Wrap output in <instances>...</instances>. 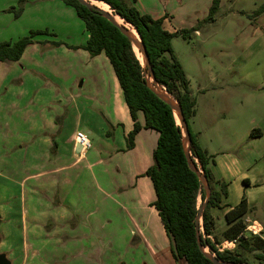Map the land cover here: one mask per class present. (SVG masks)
<instances>
[{"label": "crops", "instance_id": "0c3cea01", "mask_svg": "<svg viewBox=\"0 0 264 264\" xmlns=\"http://www.w3.org/2000/svg\"><path fill=\"white\" fill-rule=\"evenodd\" d=\"M56 1L46 28L64 43L41 35L20 59L0 62V250L13 264H186L173 255L146 175L158 133L142 128L128 148L134 121L115 70L104 52L83 47V21ZM164 16V27L177 30ZM79 130L92 142L86 152L76 142ZM202 139L228 190L211 208L214 219L246 196V233L264 238L262 155L250 164L245 154L216 152Z\"/></svg>", "mask_w": 264, "mask_h": 264}, {"label": "trees", "instance_id": "16d2710c", "mask_svg": "<svg viewBox=\"0 0 264 264\" xmlns=\"http://www.w3.org/2000/svg\"><path fill=\"white\" fill-rule=\"evenodd\" d=\"M62 1L76 11L89 33L83 47L92 55L104 52L115 70L134 121V128L128 135V148L133 147L135 136L142 128L154 129L158 133L153 151L154 163L147 169L146 175L152 181L156 194L153 205L158 210L171 240L175 259L184 260L186 264H215L205 256L198 245L196 235L200 208L198 198L201 197L202 204L206 198V190L197 173L188 164L181 127L171 106L148 87L142 61L128 36L100 10L88 7L79 0ZM99 1L109 4L115 14L137 28L146 47L155 78L182 107L192 138L191 157L206 175L211 188V197L202 224L199 225L202 243L221 260L253 264L251 261L253 257L258 260V264H264V238L261 235L246 233L248 224L245 215L250 211L246 196L226 212L228 226L220 235L216 232V222L211 214V208L221 206L223 198L228 195L227 184L216 179L213 173L215 164L213 155L200 145L197 133L192 130L191 120L196 114V101L190 93L189 80L172 47L173 37L182 35L187 38L190 36L189 30L169 31L163 25L165 16L154 18L148 13L141 12L135 5V0ZM217 1L215 0L211 12L216 9ZM260 9L264 10V4ZM21 12L22 7L15 15L20 16ZM41 35L51 36L52 39L48 41L52 44L64 43L56 39V34L49 30L32 29L17 40L0 42V62L20 59L26 47ZM251 134L254 135V132ZM226 240L235 242V247L220 250L219 245Z\"/></svg>", "mask_w": 264, "mask_h": 264}, {"label": "rangeland", "instance_id": "374dc122", "mask_svg": "<svg viewBox=\"0 0 264 264\" xmlns=\"http://www.w3.org/2000/svg\"><path fill=\"white\" fill-rule=\"evenodd\" d=\"M216 3L213 12L215 0H139L135 5L154 18L168 14L167 25L173 29L189 30L187 38L173 37L172 47L196 101L191 127L202 135L203 145L216 152L233 148L250 164L261 154L264 162V0ZM56 10V0H0V42L17 40L32 29L51 32L47 22ZM258 130L263 136H251ZM201 202L199 196L198 206ZM220 217L215 219L219 235L226 221Z\"/></svg>", "mask_w": 264, "mask_h": 264}, {"label": "water", "instance_id": "95a60500", "mask_svg": "<svg viewBox=\"0 0 264 264\" xmlns=\"http://www.w3.org/2000/svg\"><path fill=\"white\" fill-rule=\"evenodd\" d=\"M79 1L88 7H94L96 9L100 10L106 18H108L126 36H128V38L131 40L134 48L136 46L138 48L139 52L141 53L142 57H143L142 65L145 69L144 74H145V78H146L148 87L151 88L162 100H164L166 103H168L171 106V108H172V110H173V112L177 118L178 124L181 127L182 141H183L184 151H185V154H186V157L188 160V164H189L190 168L197 173L200 181L202 182V184L206 190V198L203 201V203L201 204V206L199 208V213L197 215V224H199V225L202 224L204 212L206 210V207H207L209 200H210V197H211V188H210V184L208 182L206 175L204 174V172L202 170H200L198 168L197 164L194 162L193 158L191 157V154H190V146H191V141H192L191 133L189 130L188 122L184 117V113H183V110H182V107H181L179 101L176 98H174V96H172L166 90V88L163 87L155 78V74L152 70V66L150 63V59H149L146 47L144 45L142 37H141L139 31L137 30V28L133 24L126 21L127 23L133 25L136 28L139 38H135L131 34V31L128 28L126 23H124L123 21H120L116 18V15L119 16L118 14H115V13L113 14L110 11L104 10L103 8H101L98 5H96L95 3H93L92 0H79ZM120 18H122V17H120ZM138 55H139V53H138ZM155 163L157 164L156 160H155ZM199 225L196 226L197 241H198V245H199L200 250L205 254V256L210 258L215 264H247V263L228 262V261H224V260L219 259L215 254H213L208 249L209 247L207 245H204L202 243L201 237H200V226ZM0 264H13V261H12V259L9 258L8 253L5 251H1V250H0Z\"/></svg>", "mask_w": 264, "mask_h": 264}, {"label": "built area", "instance_id": "2783aa9c", "mask_svg": "<svg viewBox=\"0 0 264 264\" xmlns=\"http://www.w3.org/2000/svg\"><path fill=\"white\" fill-rule=\"evenodd\" d=\"M76 142L81 147L82 152H86L92 147V142H91L90 137L88 136V134L86 132H84L82 130H79L76 132ZM251 231L254 232V229H252ZM208 236L211 237L210 235H208ZM222 245H223V248H220V250L226 249V241L223 242Z\"/></svg>", "mask_w": 264, "mask_h": 264}, {"label": "bare ground", "instance_id": "6f19581e", "mask_svg": "<svg viewBox=\"0 0 264 264\" xmlns=\"http://www.w3.org/2000/svg\"><path fill=\"white\" fill-rule=\"evenodd\" d=\"M92 2L95 3L96 5H98L99 7L103 8L104 10L110 11V12H112V13L114 14V12H113V10L111 9L110 5L107 4L106 2H104V1H99V0H92ZM116 18H117L118 20L123 21L124 23H126L127 26H128V28H129L130 31H131V34H132L135 38H139V36H138V32H137L136 28H135L133 25L127 23L123 18H120V17L117 16V15H116ZM135 50L139 53V57H140L141 61L143 62V57H142L141 53L139 52V50H138V48H137L136 46H135Z\"/></svg>", "mask_w": 264, "mask_h": 264}]
</instances>
